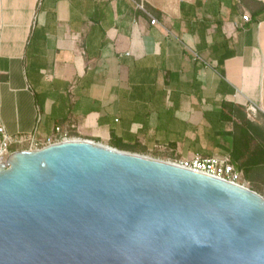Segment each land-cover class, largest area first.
<instances>
[{"label": "crops", "instance_id": "obj_1", "mask_svg": "<svg viewBox=\"0 0 264 264\" xmlns=\"http://www.w3.org/2000/svg\"><path fill=\"white\" fill-rule=\"evenodd\" d=\"M225 104L259 108L245 110L254 139L235 164L264 196V0H0L10 134L46 140L61 126L164 160L231 156Z\"/></svg>", "mask_w": 264, "mask_h": 264}, {"label": "water", "instance_id": "obj_2", "mask_svg": "<svg viewBox=\"0 0 264 264\" xmlns=\"http://www.w3.org/2000/svg\"><path fill=\"white\" fill-rule=\"evenodd\" d=\"M0 264H264V196L89 139L17 151Z\"/></svg>", "mask_w": 264, "mask_h": 264}, {"label": "built area", "instance_id": "obj_3", "mask_svg": "<svg viewBox=\"0 0 264 264\" xmlns=\"http://www.w3.org/2000/svg\"><path fill=\"white\" fill-rule=\"evenodd\" d=\"M138 7L150 16V23L152 25L159 24L157 18L145 9L143 3L138 4ZM250 20L251 17L249 14L246 13L243 15L244 22H249ZM258 112L259 108L255 104L246 106V113L249 119L255 120ZM77 138L79 137L72 136L61 126L55 128V135L46 140H41L33 133L10 134L3 125H0V165L4 162L6 157L14 152L37 150L55 143ZM166 161L182 168L200 172L250 189V183L245 180L244 172L236 166L231 156H204L196 153L189 158Z\"/></svg>", "mask_w": 264, "mask_h": 264}, {"label": "trees", "instance_id": "obj_4", "mask_svg": "<svg viewBox=\"0 0 264 264\" xmlns=\"http://www.w3.org/2000/svg\"><path fill=\"white\" fill-rule=\"evenodd\" d=\"M245 110L246 109L238 108L234 104H225L223 114V117L226 120L234 122V129L232 133L234 136V149L231 155L232 161L234 163L242 161L241 163L243 167L245 165V154L243 149L247 147L246 145L248 142L253 141L254 139L253 136L249 133V130L251 131L254 129V125L246 118ZM236 117L240 122L234 120ZM110 146L119 150L137 152L136 146L126 145L116 138H113Z\"/></svg>", "mask_w": 264, "mask_h": 264}, {"label": "rangeland", "instance_id": "obj_5", "mask_svg": "<svg viewBox=\"0 0 264 264\" xmlns=\"http://www.w3.org/2000/svg\"><path fill=\"white\" fill-rule=\"evenodd\" d=\"M105 145H107V144H105ZM107 146H110V145H107ZM111 147H112V146H111ZM129 152H131V151H129ZM132 153L140 154V155H146V156H151V157H153V158H158V157L153 156V155H151V154H149V153H141V152H132ZM162 160H164V159H162Z\"/></svg>", "mask_w": 264, "mask_h": 264}]
</instances>
